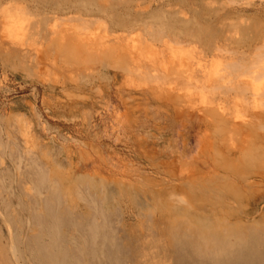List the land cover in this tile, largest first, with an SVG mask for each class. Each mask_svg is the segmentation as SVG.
Listing matches in <instances>:
<instances>
[{
  "label": "rangeland",
  "instance_id": "obj_1",
  "mask_svg": "<svg viewBox=\"0 0 264 264\" xmlns=\"http://www.w3.org/2000/svg\"><path fill=\"white\" fill-rule=\"evenodd\" d=\"M263 68L264 0H0V264H212L203 228L261 232Z\"/></svg>",
  "mask_w": 264,
  "mask_h": 264
},
{
  "label": "bare ground",
  "instance_id": "obj_2",
  "mask_svg": "<svg viewBox=\"0 0 264 264\" xmlns=\"http://www.w3.org/2000/svg\"><path fill=\"white\" fill-rule=\"evenodd\" d=\"M97 3V2H96ZM166 9V8H165ZM170 9V12L167 11L166 13L170 14V18H178L182 22H188L190 20L188 13L186 11H183L179 8H168ZM89 10V9H87ZM92 11V10H91ZM95 12V11H94ZM100 12V11H99ZM95 14V13H93ZM149 18V17H148ZM159 20V19H158ZM156 21V20H155ZM176 21V20H174ZM145 22V21H143ZM153 22V21H152ZM175 25V24H174ZM180 25V24H179ZM175 27V26H174ZM180 27V26H179ZM124 29V28H123ZM133 41V40H132ZM133 44V43H131ZM264 69V68H263ZM226 85V84H225ZM20 126V125H19ZM22 126V125H21ZM25 134V133H24ZM21 137V136H20ZM24 137V135H22ZM29 138V137H28ZM23 139V138H22ZM157 139V138H156ZM25 141V140H24ZM30 141V140H29ZM33 142V141H32ZM26 143V142H25ZM31 143V142H30ZM32 144V143H31ZM30 144V145H31ZM26 147V145H25ZM24 147V148H25ZM32 149V148H31ZM1 163V162H0ZM17 166V165H16ZM14 171V170H13ZM10 174V173H9ZM7 176V175H6ZM9 177V176H8ZM14 178V177H13ZM11 179V178H9ZM7 180V178H6ZM70 180V179H69ZM14 181V180H13ZM10 183V182H8ZM66 184V183H65ZM64 184V185H65ZM91 184V183H90ZM5 185V184H4ZM9 185V184H8ZM10 187V186H9ZM8 187V188H9ZM26 187V186H25ZM68 188V187H67ZM71 188V187H70ZM27 189V188H26ZM7 190V189H6ZM25 190V189H24ZM67 190V189H66ZM30 192V191H29ZM11 194V193H10ZM6 195V194H4ZM67 195V194H66ZM37 197V196H36ZM1 200V199H0ZM17 204V203H16ZM211 209V208H210ZM187 211V210H186ZM11 212V211H10ZM181 212V211H180ZM196 213V212H195ZM219 213V212H218ZM200 214V212H199ZM198 214V215H199ZM217 214V213H216ZM188 215V214H186ZM214 215V214H213ZM1 216V215H0ZM196 216V215H195ZM216 216V215H215ZM218 216H221L218 215ZM185 217V216H184ZM183 218V217H182ZM218 218V217H217ZM204 219V218H202ZM219 219V218H218ZM218 219H211L212 224L214 227H220L225 228L226 225L221 223V220ZM198 220V219H197ZM139 221V220H138ZM199 221V220H198ZM207 221V220H204ZM3 222V221H2ZM1 222V223H2ZM201 222V221H200ZM237 222V221H236ZM254 222V221H253ZM209 223V222H208ZM205 224V223H204ZM262 224V223H261ZM28 225V224H27ZM173 225V224H172ZM208 226V225H207ZM210 226V225H209ZM211 227V226H210ZM28 228V227H27ZM140 228V227H139ZM55 229V228H54ZM228 229V228H227ZM226 229V230H227ZM244 226H236V229L232 232L227 230V234L224 235L225 237L229 238L227 242H225L224 239L219 240L218 237L214 232L209 233L208 229H202L201 234L203 235L202 240L203 243L200 244V247H198L197 251L195 250L194 246L191 248L190 252L192 254H198L199 258H204L205 256L203 253L205 252H212L213 247L216 248L215 251L212 252L210 255L209 262H212V264H219L220 262H223L221 260H224L225 262L229 264H264V229L261 230V232H257L254 229H251L247 231ZM218 235V234H217ZM205 236V237H204ZM219 236V235H218ZM223 236V237H224ZM233 241H230V240ZM11 242V241H10ZM93 242V241H92ZM12 243V242H11ZM167 244V243H166ZM73 246V245H72ZM94 246V245H93ZM204 250V251H203ZM222 253L224 258H218V253ZM14 254V253H13ZM10 257V256H9ZM90 257V256H89ZM13 259V258H12ZM15 259V258H14ZM15 261V260H14ZM51 264V263H50Z\"/></svg>",
  "mask_w": 264,
  "mask_h": 264
}]
</instances>
